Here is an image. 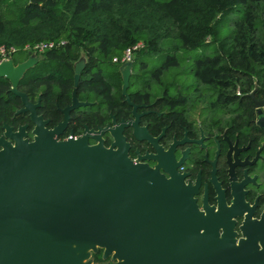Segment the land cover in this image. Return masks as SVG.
<instances>
[{
  "label": "trees",
  "instance_id": "obj_1",
  "mask_svg": "<svg viewBox=\"0 0 264 264\" xmlns=\"http://www.w3.org/2000/svg\"><path fill=\"white\" fill-rule=\"evenodd\" d=\"M37 41L60 42L37 52L17 90L38 102L37 114L57 123L70 103L73 65L83 54L75 97L90 104L70 111L67 130L78 133L125 118L120 62L111 60L140 42L127 76L126 94L149 112L140 119L151 133L182 128L207 136L224 131L239 143L259 145L250 90L264 97V0H0V45L16 64ZM0 76V125L27 121ZM1 128V127H0ZM99 259V250L93 254Z\"/></svg>",
  "mask_w": 264,
  "mask_h": 264
},
{
  "label": "water",
  "instance_id": "obj_2",
  "mask_svg": "<svg viewBox=\"0 0 264 264\" xmlns=\"http://www.w3.org/2000/svg\"><path fill=\"white\" fill-rule=\"evenodd\" d=\"M33 61L32 55L14 65L10 59L0 61V76L21 103L15 113L26 112L33 124L27 139V123L12 130L2 122L0 264H91L85 260L86 250L100 247L113 264H264V217L255 221L247 215L239 226L242 236L235 239L230 208L219 202L213 212L204 202L198 210L191 195L195 187L183 183V174L175 170L178 162L170 155L163 161L158 156L163 153L157 138L138 125L136 104L125 92L130 63L120 65V92L132 106L133 118L116 122L109 115L111 125L96 130L84 125L78 137L56 139L68 112L89 104L75 97L83 63L73 65L70 103L60 109L58 123L48 128L35 112L38 102H29L17 90ZM253 91L247 96L264 132V98H255ZM126 126L135 138L153 144L157 154L145 156L156 157V166H148L142 156L136 161L127 157L128 143L121 134ZM103 132L113 139L108 146L100 137Z\"/></svg>",
  "mask_w": 264,
  "mask_h": 264
},
{
  "label": "flooded vegetation",
  "instance_id": "obj_3",
  "mask_svg": "<svg viewBox=\"0 0 264 264\" xmlns=\"http://www.w3.org/2000/svg\"><path fill=\"white\" fill-rule=\"evenodd\" d=\"M28 56L31 55L30 52L27 51V57ZM33 58L35 60L36 55H34ZM11 64L14 65L13 63ZM119 72L121 81L120 65ZM123 97L124 96L122 95V100L126 102ZM90 103L91 102H89V104ZM126 104L128 105V109L127 116L125 118L120 117L118 119H115L113 114L107 112V122H104L102 125L97 124L95 127H90L86 123H80L81 126L78 130V133H72L70 129L67 130V124L70 118V110L68 112V117L66 120L67 123L65 127L58 133L56 139L68 136V134H70L71 137H78V135L81 134L84 125L88 129L92 130H96L97 127H102L106 124L111 125L109 115H112L113 119L116 122L120 119H132L133 117L130 113L132 106L127 102ZM133 104H136L135 112L138 114V125L145 126L147 134L152 138H157L155 143L160 146V149L163 153V155H161L160 153L158 156L163 161L167 158V155H170L174 163L178 162L175 165V170L178 173L183 174V183L188 184L191 187H195V190L191 195L195 200L194 202L198 210H202V205L204 202L208 207L212 208L213 212L217 210L219 202L224 208H230L229 213L231 215L229 216V218L233 221L231 230L235 232V239L242 236L239 226L243 223L247 215L250 220L255 221H258L264 217V132L260 128L259 129L262 131L263 135L262 139L259 145H257L251 152L248 141L244 144L239 143L236 137L230 139V137L224 131L219 133L214 132L211 136H207L200 129L196 133H192L188 132L185 128H182L180 133H172L170 135H166L165 126H161L158 131H156L155 133H151L147 127L146 122H142V120L140 119L149 111L146 109H142V107L144 106L143 104ZM262 107H264V103L260 107L261 111ZM61 108L62 107L58 108L60 112V118L58 119V121L62 117V113L60 111ZM255 108L256 107L254 105V110ZM15 110L13 111V114H18L15 113ZM24 113L27 116V113ZM256 117L254 121L256 120ZM41 118L45 119L42 116ZM24 123H27V126L25 128V136L27 139H31V128L33 124L29 122L28 117L27 121ZM57 123H55L54 125H56ZM54 125L48 126L47 122L46 127L51 128ZM17 126H11L12 130H16ZM0 127L1 136L3 132L2 124L0 125ZM121 134L123 135L125 141L128 143V148L126 151L128 158L136 161V159H138V156H142L143 159H141V161L145 162L150 167L156 166V164L158 163V159L156 157L153 158L150 156H145H155V154H157L156 149L150 141L143 138H135L132 135L131 126L123 127L121 130ZM100 137L103 140V144L105 146H108L113 141V139H111L107 132H103ZM87 140L90 144L95 142V140H92L91 138H87ZM171 145L172 147L170 148ZM157 168L158 171L161 172L164 176L167 175L161 166H158ZM220 230L221 229L219 228V231ZM98 250L100 256L99 259H96L93 254L97 253ZM90 253L91 254L89 261L91 264H111V261H107L108 256L102 255L101 247L97 250H91Z\"/></svg>",
  "mask_w": 264,
  "mask_h": 264
},
{
  "label": "built area",
  "instance_id": "obj_4",
  "mask_svg": "<svg viewBox=\"0 0 264 264\" xmlns=\"http://www.w3.org/2000/svg\"><path fill=\"white\" fill-rule=\"evenodd\" d=\"M58 43H62V41L60 42H56L53 43L51 41H37V43H34L32 46H27L26 49L28 52H30V55H36L37 52H40L44 49L47 48H51L53 46H55ZM141 46L140 42H135L133 43V45L126 47L122 53L120 54L119 57H113L111 60L114 62L115 60H117L118 62H120V64H127V63H131V59L134 53V50H136L138 47ZM13 48L12 47H6L3 45H0V61H6L7 59H9L10 54L12 53Z\"/></svg>",
  "mask_w": 264,
  "mask_h": 264
},
{
  "label": "rangeland",
  "instance_id": "obj_5",
  "mask_svg": "<svg viewBox=\"0 0 264 264\" xmlns=\"http://www.w3.org/2000/svg\"><path fill=\"white\" fill-rule=\"evenodd\" d=\"M262 111L264 112V107H262ZM98 248H95V250H97ZM91 252V250H86V259L85 260H87L88 262H90L89 261V259H90V253ZM107 261H111V264H113L114 262H115V260L114 259H112L110 256H108V258H107Z\"/></svg>",
  "mask_w": 264,
  "mask_h": 264
},
{
  "label": "crops",
  "instance_id": "obj_6",
  "mask_svg": "<svg viewBox=\"0 0 264 264\" xmlns=\"http://www.w3.org/2000/svg\"><path fill=\"white\" fill-rule=\"evenodd\" d=\"M83 60H84V56H83V54H80V56L78 57V59H76V61L74 62L75 64L76 63H78V64H82V62H83ZM74 64V65H75ZM74 67V66H73Z\"/></svg>",
  "mask_w": 264,
  "mask_h": 264
}]
</instances>
